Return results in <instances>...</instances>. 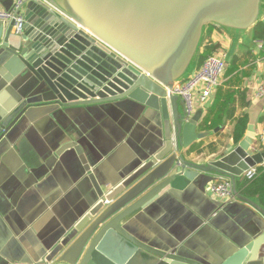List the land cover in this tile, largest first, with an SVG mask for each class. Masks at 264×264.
I'll use <instances>...</instances> for the list:
<instances>
[{
    "label": "water",
    "instance_id": "water-1",
    "mask_svg": "<svg viewBox=\"0 0 264 264\" xmlns=\"http://www.w3.org/2000/svg\"><path fill=\"white\" fill-rule=\"evenodd\" d=\"M25 20L20 36L13 21L0 20L1 52L26 74L14 104L0 112V152L31 111L118 104L148 118L170 142L125 179L120 195L103 197L109 204L52 264H204L185 256L182 240L156 247L164 239H151L157 230H144L141 218L168 200L184 203L197 182L229 179L236 199L264 218V208L238 189L245 173L264 164L255 135L214 159L189 160L186 152L213 132L199 131V114L191 117L173 92L194 73L208 27L234 46L245 43L264 22V0H32ZM255 247L242 246L221 264H250Z\"/></svg>",
    "mask_w": 264,
    "mask_h": 264
},
{
    "label": "crops",
    "instance_id": "crops-1",
    "mask_svg": "<svg viewBox=\"0 0 264 264\" xmlns=\"http://www.w3.org/2000/svg\"><path fill=\"white\" fill-rule=\"evenodd\" d=\"M11 5L12 0H0V11ZM257 42L250 35L247 42L234 46L224 32L208 27L203 47L226 48L229 65L247 52L254 59L233 73L226 70L209 105H196L193 116H200L199 131L213 135L195 143L201 144L200 151L186 152L189 160L214 159L248 132L255 135L259 150L264 149V99L254 98L264 80V50ZM7 57L0 48V112L14 104L12 94L26 75L19 74ZM244 116L249 120L247 131L235 142V127ZM203 121L206 127L200 130ZM165 140L163 130L124 104L31 111L0 152V264H52L105 206L103 197L120 195L125 179L170 143ZM260 167L264 164L255 169ZM251 181L245 173L239 192L261 205V195L247 189ZM214 183L205 187L197 182L184 203L168 200L151 206L141 217L144 230H157L151 239L165 240L155 243L159 248L182 240L185 256L204 264H221L240 247L255 243L250 264H264L263 216L235 196L221 204L210 191ZM205 217L207 223L195 230Z\"/></svg>",
    "mask_w": 264,
    "mask_h": 264
},
{
    "label": "built area",
    "instance_id": "built-area-1",
    "mask_svg": "<svg viewBox=\"0 0 264 264\" xmlns=\"http://www.w3.org/2000/svg\"><path fill=\"white\" fill-rule=\"evenodd\" d=\"M32 0H12L11 8L7 11H0V20L14 22L13 32L15 35H22L25 31L26 20L25 10ZM3 43L0 42V48ZM260 50H264V42H257ZM230 62V54L224 47L217 49L215 53L207 57L194 73L184 82L173 89L176 95L183 98L188 113L192 117L196 112V105L206 108L216 90L220 87L223 77ZM256 100L264 99V80L254 90ZM258 170L253 168L246 173L249 181L253 180ZM211 193L221 202L225 203L234 199L232 183L224 179L214 183L210 188ZM105 201L104 205H108Z\"/></svg>",
    "mask_w": 264,
    "mask_h": 264
},
{
    "label": "trees",
    "instance_id": "trees-1",
    "mask_svg": "<svg viewBox=\"0 0 264 264\" xmlns=\"http://www.w3.org/2000/svg\"><path fill=\"white\" fill-rule=\"evenodd\" d=\"M251 40H260L264 42V22L260 23L257 27L254 28V30L251 33ZM219 47L217 46H204L203 47V53L200 55L199 64H202L204 60L211 56L213 53L217 51ZM264 55V54H263ZM254 59V55L251 52H247L245 55H243L241 58L235 57L233 58L232 62L228 66L227 70L229 73H233L237 68H240L244 65H246L250 60ZM219 120L222 119V116H218ZM205 121L201 122L200 130H203L205 125ZM248 117L244 116L238 120V123L234 130L233 139L235 142H239L245 135L247 128H248ZM219 127V126H218ZM212 130V129H209ZM201 144H195L190 148V152L194 151H200ZM244 184L246 182H243L240 184V188H244ZM248 190H254V195H261L260 203L264 206V167H260L258 169L257 175L254 177V179L248 183L247 185ZM242 190V189H241ZM253 195V196H254Z\"/></svg>",
    "mask_w": 264,
    "mask_h": 264
}]
</instances>
